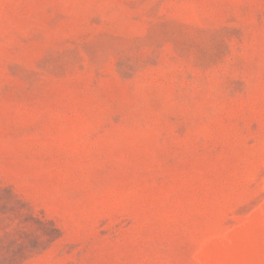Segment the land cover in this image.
I'll return each mask as SVG.
<instances>
[{"label":"rangeland","instance_id":"1","mask_svg":"<svg viewBox=\"0 0 264 264\" xmlns=\"http://www.w3.org/2000/svg\"><path fill=\"white\" fill-rule=\"evenodd\" d=\"M0 264H264V0H0Z\"/></svg>","mask_w":264,"mask_h":264}]
</instances>
